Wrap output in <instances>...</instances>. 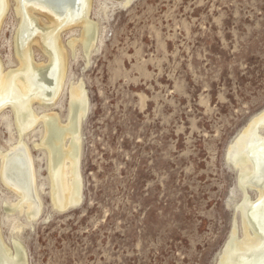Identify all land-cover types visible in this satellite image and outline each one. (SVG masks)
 <instances>
[{"label":"rangeland","instance_id":"374dc122","mask_svg":"<svg viewBox=\"0 0 264 264\" xmlns=\"http://www.w3.org/2000/svg\"><path fill=\"white\" fill-rule=\"evenodd\" d=\"M86 4L98 34L87 51L80 25L61 33L66 70L59 96L32 103L37 121L30 129L17 104L0 112V168L2 154L27 146L41 202L39 213L15 208L22 198L0 179L4 242L12 251L21 244L22 264H217L235 224L244 236L236 210L244 190L227 151L264 110V0ZM16 6L8 0L0 24L5 74L20 67L17 41L37 30L28 20L18 32ZM31 49L36 63L48 61L39 46ZM81 87L82 198L61 210L52 200L41 116L57 114L66 124L71 90ZM24 176L31 182L29 172ZM246 181L255 201L254 179Z\"/></svg>","mask_w":264,"mask_h":264},{"label":"bare ground","instance_id":"6f19581e","mask_svg":"<svg viewBox=\"0 0 264 264\" xmlns=\"http://www.w3.org/2000/svg\"><path fill=\"white\" fill-rule=\"evenodd\" d=\"M87 1L70 0L67 4L58 6L50 0H16L17 15L22 21L18 32H24L28 20L32 21L37 30L26 33L21 41H17L20 67L6 74L0 67V112L10 103L17 104L15 108L19 121L25 129H30L37 121V116L31 109L32 103L36 100L53 102L62 89L66 55L60 36L64 29L80 25L82 30L78 41H81L87 51L94 45L98 31L97 25L90 21ZM7 6L8 0H0V24ZM36 11L42 13L48 23L40 21L34 14ZM78 41H71L69 44L74 47ZM33 46L44 50L47 62L38 64L34 61L31 49ZM38 74L42 76L39 80L36 79ZM82 90V87L71 90V115L66 124L56 122L59 121L57 114L41 116L44 123L41 146L49 158L52 200L54 206L61 210L76 206L82 198L80 128L87 115V100ZM17 151L11 155L2 154L4 161L0 168V179L22 198L14 204L15 208L27 207L28 211L39 213L41 202L35 186V167L30 161L31 155L25 145L17 148ZM227 158L238 168L239 183L244 190L242 202L236 207L241 214L244 236L240 240L235 224L217 264H264V110L256 114L232 141ZM28 172L31 182H27L24 176ZM249 176L254 179L253 187L259 192L255 201H252L245 187L249 183L246 181ZM29 184L32 186V194L25 192H29ZM1 234L0 225V264H22L25 251L21 244L14 242L15 250L12 251ZM245 244L247 248L241 249V245ZM249 250L254 253L251 257L247 254ZM256 252H260L257 257Z\"/></svg>","mask_w":264,"mask_h":264},{"label":"water","instance_id":"95a60500","mask_svg":"<svg viewBox=\"0 0 264 264\" xmlns=\"http://www.w3.org/2000/svg\"><path fill=\"white\" fill-rule=\"evenodd\" d=\"M54 2L56 5L61 6L63 4H67L70 0H50Z\"/></svg>","mask_w":264,"mask_h":264}]
</instances>
